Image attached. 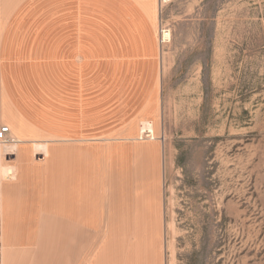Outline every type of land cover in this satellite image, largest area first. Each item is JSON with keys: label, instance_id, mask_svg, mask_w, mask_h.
I'll use <instances>...</instances> for the list:
<instances>
[{"label": "rangeland", "instance_id": "obj_1", "mask_svg": "<svg viewBox=\"0 0 264 264\" xmlns=\"http://www.w3.org/2000/svg\"><path fill=\"white\" fill-rule=\"evenodd\" d=\"M94 1L99 2L101 58L87 68L83 87L99 88L84 106L101 101L93 107L99 112L83 111L84 185L97 166L101 186L115 188L118 203L129 211L125 225L116 223L114 230L127 231L132 239L126 242L135 250L148 248L155 255L160 249L162 264H264V0H172L162 14L158 0L147 14L137 7L142 0ZM46 3L51 12L26 8L0 32V127L12 128V92L22 102L19 92L32 86L12 79L14 54L23 50L17 58L27 64L37 35L56 36L64 51L71 45L72 32H44L39 26L74 23L73 1ZM82 7L83 22L92 23V11L97 18L92 0H83ZM91 69L100 74L90 77ZM123 72L132 79H117ZM40 82L36 89L49 92ZM18 83L22 87L15 89ZM123 85L129 108L118 102ZM63 98L59 87L48 96L55 105ZM32 106L36 121L53 126L55 113ZM67 108L75 114L73 106ZM146 121L153 129L142 136ZM13 137L19 138L15 131ZM63 144L60 160L38 155L29 166L31 173L55 172L44 182L70 188L75 154L72 143ZM4 147L0 143V264H33L28 249L37 248L45 233L58 242L82 228L63 219L91 207L93 176L90 187L79 191L88 195L85 201L67 204L68 190L63 201L43 209L46 222H16L12 186L26 167L7 182L2 167L18 164V156ZM109 193L100 192L102 208ZM48 194L52 200L61 193ZM105 242L101 238L100 246Z\"/></svg>", "mask_w": 264, "mask_h": 264}, {"label": "crops", "instance_id": "obj_2", "mask_svg": "<svg viewBox=\"0 0 264 264\" xmlns=\"http://www.w3.org/2000/svg\"><path fill=\"white\" fill-rule=\"evenodd\" d=\"M38 1L40 3L36 5ZM46 1L49 0H0V32L4 33L9 30V22L26 8L32 11L36 10V8H41V10H45L48 13L51 12V7L50 5L48 6ZM72 1L74 11H70V15L73 16L74 23L70 25L45 24L39 26V28H43L42 31L44 32L56 31L53 28L72 32L73 34L69 36L72 38V42L67 51L62 49L59 38L51 34H44L42 39L37 35L34 42L38 44L36 49L29 48L27 50V64L22 63L20 58H17L18 53L20 54L23 50L17 54L13 53L15 56L12 59L15 60L11 61L13 68L12 79L14 81H28L32 83V86H26L25 94L22 93L23 91L19 92V95H22V102H20L19 98H15V93L13 92L9 102L12 111L15 113V119L11 121L10 125L19 137L18 140L20 142L17 147H4L6 153H13L18 156V164L2 167L3 177L7 182L16 181L18 179L19 168L22 166L26 167L22 169L19 182L12 186L16 194L12 198L16 222H46L42 216L43 209L52 204L55 205L54 202L63 201L62 193H66L68 190H71V192L67 196V204L74 205L73 203L85 201L84 199L85 197L88 199V195L79 191L90 187L91 177L93 176L90 188L93 201L91 207H87L86 212L66 215L65 219H63L67 224L81 225L82 228L79 232L69 231L63 237L64 240L61 239L58 242L52 240V237H48L50 234L47 236L45 233V236L41 240L38 239L37 248L28 249V255L35 256L33 264H162L160 249H157V254L155 255H151L152 253L149 252L153 250H149L148 248H138L135 250L133 247H129V243L126 242L132 239V236L127 231L114 230L116 223L125 225L126 220L123 221L122 219L129 211L118 203V195L114 194L116 193L115 188L111 192L110 187L101 186L97 166L96 173L90 176V183L86 186L84 185L85 155L82 144L85 134L83 111L85 108L91 112H99V110L93 107L99 106L101 101L98 97L100 100L98 104L84 106V99L96 96L95 93L97 88H99V86L93 88L83 87L85 74H88L87 68L90 64L97 63L101 58L100 25L98 23L99 2L92 0V7H95L97 18L94 16V11H92V23H84L83 0ZM152 2L153 0L137 1V7L141 13L147 14L152 9ZM104 55L102 57H108L107 52ZM4 72L2 68L1 78L3 79L5 78L3 76ZM97 74H100V70L91 69L89 76L95 77ZM138 74L140 75V73ZM119 78L128 81L132 79V75L126 77V72H123L120 75L118 74L117 79ZM34 81H45L44 83H40L43 85V88H47L50 91L46 94L40 93L36 89L37 82ZM13 87L16 89V87L22 86L18 83L17 86L13 85ZM58 87L61 90V97L65 98L60 99V105H55L51 103V100L49 101L48 96L56 95ZM122 89L124 90L122 93L119 89L118 102L122 106L128 104L127 108H129L132 104L124 98L125 85H123ZM89 91L90 93H87ZM122 95L123 97L120 99ZM32 99V105L37 106L35 108L37 111L55 113V115H52L53 126L36 121V116L31 114L33 108L29 107V105L32 106ZM138 101L139 97H137L135 103L137 104ZM24 104H26V107H24ZM69 105L73 106L75 114H69V109L67 108ZM117 124L116 122L113 126ZM113 126L109 125V129ZM100 131L101 129L98 132ZM63 143H72L74 148L72 151L75 154V161L70 165L75 171L72 183L69 184L70 188L65 184L55 185L44 182L47 176H54L56 173L53 171L49 174L40 172L31 173L30 170L32 169L29 166L31 158L38 155L43 156L48 162L50 160H60L65 148ZM40 144L47 146H38ZM117 171L118 168H115L113 180ZM32 175H35L36 180L30 181V179L25 177ZM101 191L111 192V195L109 193L110 200L107 202L106 209L99 205ZM49 192H60L61 194L59 196L55 195L51 200ZM81 205L77 204V209ZM101 224L106 225L108 230L101 231ZM101 238L105 239L106 242L100 246L99 240ZM152 259H155L157 262L152 263Z\"/></svg>", "mask_w": 264, "mask_h": 264}, {"label": "built area", "instance_id": "obj_3", "mask_svg": "<svg viewBox=\"0 0 264 264\" xmlns=\"http://www.w3.org/2000/svg\"><path fill=\"white\" fill-rule=\"evenodd\" d=\"M159 2V10L162 14V11L164 9V7H166L167 5H169L172 0H158ZM163 21L160 20V28L161 31H164L166 28L165 26H163ZM167 30V29H166ZM162 44H164V42H162ZM12 130L9 126H2L0 127V143H10V142H14V138H12Z\"/></svg>", "mask_w": 264, "mask_h": 264}, {"label": "bare ground", "instance_id": "obj_4", "mask_svg": "<svg viewBox=\"0 0 264 264\" xmlns=\"http://www.w3.org/2000/svg\"><path fill=\"white\" fill-rule=\"evenodd\" d=\"M163 34H164V31H163ZM163 41V35H162V40H161V44H162ZM153 129V125L151 122L149 121H146V122H143L142 124V130H141V135L142 136H148L150 135L151 131ZM12 138H14V142H10V143H2L4 146H14V147H17V145L19 144V140H17L15 137H13V134L11 135ZM117 212V210H116ZM117 217V216H116ZM117 219V218H116ZM153 239V238H152ZM154 240V239H153ZM143 242V241H142ZM152 248V247H151ZM148 253V252H147Z\"/></svg>", "mask_w": 264, "mask_h": 264}]
</instances>
